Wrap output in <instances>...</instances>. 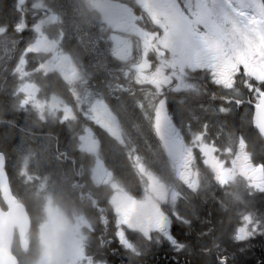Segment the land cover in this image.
I'll return each instance as SVG.
<instances>
[{"label":"flooded vegetation","instance_id":"1","mask_svg":"<svg viewBox=\"0 0 264 264\" xmlns=\"http://www.w3.org/2000/svg\"><path fill=\"white\" fill-rule=\"evenodd\" d=\"M47 1L56 9L55 14L47 10L48 15L44 17L53 18L54 22L45 31L42 24L41 35L53 36L50 38L56 42V47L43 51V47L28 50L32 41H27L33 37L35 22L43 19V0H8L7 15L3 8L7 0H0V91L28 84L42 87L43 96L49 95L51 100L69 105L66 112L58 109L56 113L61 130L59 136L67 137L70 142L66 149L67 160L73 165L78 164L74 161L81 164L84 161V169L75 176L77 181L72 179L75 186L72 196L75 208L90 217L79 221L83 227H54L55 232L48 227L50 236L47 237L46 233L43 236V213H40V222L31 223L25 235L26 248L19 231L15 233L13 253L18 264H128L123 257L152 260L160 249L163 250L162 258L167 256L175 261L181 257L177 249L187 248L186 254H190L188 236L192 230L189 228L194 223L198 226L200 218L195 216L196 211L192 213L188 204L193 196L206 192L181 189L175 199L170 193L160 197L158 190L157 196L152 197V177L138 176L136 179L134 175L129 185L124 177L115 175L111 166L112 153H118L126 161L124 149L132 148L135 143L137 146L140 139L131 135L125 122L122 127H116V121L108 115L113 111L119 122L120 115H126L123 109H127V104L125 96L121 95V99L119 95L120 87L129 96L142 95L144 90L157 96L168 90L170 99L175 98L172 101L175 105L168 110L165 108V113L170 116L175 132L180 134L176 116L177 106L183 104L186 117H189L185 120L186 131L207 135L210 144L221 148L228 145L224 144V138L230 131L225 126L221 128L220 123L215 125L216 117L247 110L256 129L255 109L264 91V80L257 76L255 54L236 53L232 39L222 28L214 27L212 16L206 15L208 0ZM220 18L223 21L222 14ZM223 25L231 26L228 19ZM121 34V48L115 52V40ZM115 53L125 55L118 58ZM112 87H116L115 93ZM16 101L21 99L16 98ZM96 105H99L97 111ZM112 126L117 134L112 132ZM47 136L43 133L40 137L45 140ZM91 142L95 148H89ZM58 145L57 160L62 164L65 150L61 146L63 143ZM152 146L157 151L159 141H153ZM231 147L232 152L238 151L239 136L232 140ZM91 150H95L94 153ZM0 153L5 155L8 164V154L1 149ZM185 157V160L171 161L176 174L186 175V181L182 182L184 188L190 178L192 162L197 161L192 160L188 152ZM97 161L105 164L111 179L108 176L103 180L96 178L93 167ZM156 161L153 170L158 177L157 171L163 166L159 159ZM252 166L245 167L250 175L255 171ZM252 176L256 179L261 174ZM78 180L85 184H78ZM257 183L264 185V180ZM154 186L159 188L157 182L152 183V188ZM147 194L154 200L148 208L152 212L151 220L142 216L141 211L147 208L137 201L145 199ZM210 196L229 199L226 192H214ZM120 197L130 198L131 202L123 204ZM199 199L198 196L195 201ZM0 204L6 211L1 194ZM240 237L237 230L233 241L238 242ZM119 250L125 256H118ZM220 254L219 263L227 256ZM155 260L158 261L156 257Z\"/></svg>","mask_w":264,"mask_h":264},{"label":"trees","instance_id":"2","mask_svg":"<svg viewBox=\"0 0 264 264\" xmlns=\"http://www.w3.org/2000/svg\"><path fill=\"white\" fill-rule=\"evenodd\" d=\"M261 1L264 4V0ZM3 8L7 15L8 0ZM40 88L42 89V87ZM118 92L121 99H123L122 96H125L127 111L133 114L138 110L150 122L154 119L156 107L162 100L169 108L175 105V102H172L175 101V98L170 99L167 94L153 96L151 92L147 91L142 95L138 93L129 96L127 92L121 90ZM0 93V149L8 154L10 159L7 170L13 191L26 204L33 221L37 222L38 216L36 213L39 208L37 201L41 198L36 194H43L41 191L44 187L46 188L45 191L53 194L62 203H67L69 206L73 205L75 198L72 196V191L75 186L72 184V179L77 181L75 176L79 175L81 170L84 169V161L82 164L79 161H74L78 164L73 165L67 160L66 149L70 142H68L67 137H64L65 140L60 138L59 133L61 130L56 118L52 116L43 118V112L40 109H32L20 104L16 101L14 88L2 90ZM179 102L182 104V100H179ZM177 107H179V111L177 110L176 122L180 128L182 127L186 131L185 120L189 117H186L185 105L182 104ZM249 115L247 110L244 112L242 109L235 110L227 116L216 117L214 124L220 123L221 128L225 126L230 131L224 138V144L230 145L229 150H232V140H236L239 136L240 148H238L237 153L245 158L248 163L255 166L261 165L264 168V140L253 127L252 118ZM199 121L197 119V126L200 125ZM43 133L48 134V138L45 140L40 137L43 136ZM193 133L192 136L196 135L197 132ZM35 140L37 143L33 142ZM242 141L246 143L243 144ZM57 143L59 145L63 143L61 146L65 150L62 153L64 156V158L62 157L64 159L62 164L57 160ZM50 150H53V152L51 153ZM40 151H43V154L45 151L49 152L42 157ZM37 152L38 156L36 155ZM53 154L56 158L53 157ZM198 157L200 158L199 155ZM41 159V168L43 170H45L44 168H50L51 170L47 172L48 174L45 177H40V175L31 176L30 172L33 169L30 163L33 160L39 161ZM200 160L202 161V158ZM144 161L148 167L153 168L152 162ZM111 162L115 175L124 177L127 184L130 185L133 182L134 174H137L133 169V163H130L128 159L125 161L116 152L112 153ZM85 171L87 172V170ZM208 172V168L202 163L199 167V177L203 181L206 194L193 196L192 201L188 204L193 209L192 213L196 211L195 216L198 215L200 218L198 226L194 223V226L189 228L192 230L191 235L188 236L191 241L190 254H186L188 249L185 252L180 251L178 254L181 257L176 258L175 261L167 256L162 258L163 250L160 249L158 255L154 254L152 256V260L146 258H144V261L127 260L123 257L125 262H129L128 264H139V262L142 264H264V191L246 190L243 185L237 183L225 187L216 185L213 176ZM118 180L121 181L119 177ZM79 183L81 185L85 184L78 180ZM41 185L45 186L41 188ZM214 192H228L229 199L224 200L223 196L213 198L210 195H213ZM196 193H200V191ZM198 196L201 200L195 201ZM33 200L36 203V210L33 208L34 204L31 203ZM245 223L250 224V227L246 225L247 237L244 241H233L234 233ZM220 253L227 255L226 260L221 263L217 261L218 256L221 255ZM117 254L118 256H125L120 250ZM127 256L130 257L129 254ZM155 257L158 261L155 260ZM182 257L185 259H182Z\"/></svg>","mask_w":264,"mask_h":264},{"label":"rangeland","instance_id":"3","mask_svg":"<svg viewBox=\"0 0 264 264\" xmlns=\"http://www.w3.org/2000/svg\"><path fill=\"white\" fill-rule=\"evenodd\" d=\"M216 2V3H215ZM209 7L206 9L205 13L206 15L209 14V16H212V19L214 20V27L216 28H222L223 31L228 35L230 39H232L234 47L236 48V53L238 55H242L244 52H251L255 54V62H256V72L258 78L261 80H264V7L261 0H209ZM37 5H34V8H36ZM222 14L223 20L228 19L230 21L231 26H225L222 22V19L220 18L219 13ZM52 14H55V10H52ZM212 21V20H211ZM53 18H47L43 17V19L37 20L35 24L33 25V33L31 38H29L27 41H32L30 43V47L28 46V50L36 49V48H42L43 51H46L47 48L53 49L56 47V42H54L51 38H54L51 35H41V29L43 24V31L48 30V27L51 23H53ZM45 25L47 27H45ZM120 29V28H119ZM119 33H121L119 31ZM51 37V38H50ZM123 35L121 34L120 37L116 38L115 40V46L113 48V51H115L118 47H120V43L122 41ZM129 45L126 44V47ZM121 48V47H120ZM119 49V48H118ZM126 53L129 52V49H125ZM118 52V51H115ZM118 58H122V55L125 54H116ZM238 61V60H237ZM20 92L22 100L20 103L22 105L29 106L32 109H40L41 111H46L53 116L57 113V110L60 109L63 112H66L68 109V104L60 101L55 102V100L51 99H43V96H41L39 93H36V90L34 87L23 84L20 87ZM159 107V114L150 122L148 118L144 117L142 113H140L138 110L135 113L126 112V116L124 113L120 115V122L117 118V115L111 111V113L108 115V118H112L116 121V127L123 126L125 122V126L128 129V131L131 133V135L135 138H139L138 144L136 146V143L134 145V148L136 147L137 151H134L126 158L130 161V163H133V169L138 175H136V179L138 176H148L152 177L150 182L151 187V196L156 197V192L159 190L160 194L159 196H167L169 193L173 195L175 199L178 198V192L181 189H187V192L195 191L198 187V172L193 166L191 167V174L188 182H186L185 188L184 184L182 182L186 181V175L182 177V175L176 174L174 172V169L171 165V161L173 159L171 158L170 151L168 146L165 143V136L163 132L164 128V121L162 119V112L165 111L166 105L165 103H160L158 105ZM99 109V105L95 106V110L97 111ZM138 113V114H136ZM140 116L138 119L134 115ZM146 119H144V118ZM149 121V122H148ZM123 122V125H122ZM108 125V122L106 123V126ZM112 132L117 134L116 128L112 126L111 128ZM180 131V129L178 128ZM185 134L188 137V133L185 132ZM207 135H202L200 133H197L196 135H193L192 137H189L188 139H185V148L187 152L190 154V158L193 160V153L196 151L200 152L201 156L205 160V163L207 164L206 167L208 168L211 176H213L214 183L221 186H225L226 184H232L237 182L238 179L241 178V184L244 186L246 190H263V186L253 178L252 175L248 173V170L245 168L247 166L246 159L238 156L234 157H227L226 151L222 153L217 147H214L212 144L207 141L206 137ZM153 141L158 142L159 146L153 149L152 143ZM34 143H37V141H33ZM213 143V141H212ZM95 148V144L93 146V142L89 144V148ZM51 149V148H50ZM95 150H91L92 153H94ZM49 151H45L44 154L48 153ZM52 153L53 150H50ZM38 156V152L36 153ZM43 151H40V155L43 157ZM222 154H225L222 156ZM161 156V160L160 157ZM53 157L56 158V156ZM54 159V158H53ZM157 159H159L160 164L163 165V168L161 171H157L158 177L156 176V172L148 167L144 160H148L150 163L153 164L156 163ZM237 161H236V160ZM56 160V159H54ZM170 161V167L166 169L168 162ZM41 160H33L30 163V166L32 167L33 171L30 172L31 176H37L40 175V177H44V175L47 174L48 171L51 169L43 170L41 168ZM101 161H97L94 164V175L98 179H107V176H111L108 172L107 167L105 164ZM157 182L159 185L154 186L152 188V183ZM175 185V187H174ZM117 187V186H116ZM122 191V190H121ZM123 192V191H122ZM175 195V196H174ZM150 195H146L145 199L143 200H137L138 205L144 206L147 208L145 212L141 211V214L144 218H147L148 220H151L152 218V212L150 209H148L154 202V200L151 198ZM121 203H129L131 202L130 198H121ZM34 202V203H33ZM31 202L34 204L33 208L36 209L35 206V200ZM144 203H148L147 206L144 205ZM61 208L52 209V207L49 209L46 205L45 215L48 219L47 226H63V225H71L72 222L69 219V217L64 213ZM45 227V228H46ZM44 231H47L46 229ZM45 233H43V236ZM50 235L47 234V237Z\"/></svg>","mask_w":264,"mask_h":264},{"label":"water","instance_id":"4","mask_svg":"<svg viewBox=\"0 0 264 264\" xmlns=\"http://www.w3.org/2000/svg\"><path fill=\"white\" fill-rule=\"evenodd\" d=\"M165 120L168 123L166 118ZM255 122L259 133L264 139V94L256 107ZM170 147L175 157H183L181 144L178 140H174L170 144ZM5 165V157L3 154H0V192L2 200L9 209V212L5 213L1 210L0 206V264H18L17 259L12 254L15 230L18 229L20 235L24 236L25 230L29 229L30 219L24 207L17 204L16 200L12 197ZM256 171H259V169ZM24 243L26 241L23 240Z\"/></svg>","mask_w":264,"mask_h":264}]
</instances>
